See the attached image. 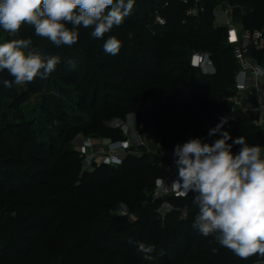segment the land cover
I'll list each match as a JSON object with an SVG mask.
<instances>
[{"label": "trees", "instance_id": "1", "mask_svg": "<svg viewBox=\"0 0 264 264\" xmlns=\"http://www.w3.org/2000/svg\"><path fill=\"white\" fill-rule=\"evenodd\" d=\"M234 4H247L251 11L241 18L247 30L264 31V0H231ZM142 15L134 19L131 13L123 24L116 27L127 35L146 33L160 42L151 44V52L157 63L154 72H146L138 84L128 81V89L116 90L112 99H107L110 109L119 110L123 115L135 113L138 125L143 131L168 151L193 138L212 143L219 134L209 136L210 129L222 119L227 120L223 130L232 138L243 136L246 142L259 141L264 145V131L256 127L252 117L239 110H233L228 98L234 93L238 64L233 47L228 43V29L215 23L214 0H165L151 5L139 2ZM197 9L196 15L188 14ZM156 12L165 24L156 21ZM71 27V25H69ZM22 29H27V25ZM34 49L44 57L50 55L46 46L52 43L28 31ZM0 32V38H2ZM78 45H100V39L91 32H79ZM194 52H209L217 72L213 75L202 73L185 59L184 49ZM105 52V51H104ZM252 57L264 65V43L260 48L251 49ZM116 63L126 64L124 51L111 55ZM63 58V59H62ZM60 59L56 70L46 79L39 76L29 83V91L19 92L16 85L8 88L4 80L13 81L7 71L0 72V94L8 95L10 111L19 114L20 106L29 94H40L44 98L42 108H57L61 120L65 114L56 95L51 93L52 85L58 80L62 86L74 87L83 95L82 108L88 113H99L101 105L93 98L92 83L78 70L76 59L67 53ZM93 61L98 62L97 58ZM111 76L112 70L107 71ZM62 87H59L61 89ZM50 91V92H49ZM186 96V97H185ZM82 130L70 129L64 140L68 143ZM17 134L14 137L13 134ZM112 140L124 139L116 130L92 129ZM228 143H232L229 140ZM239 145L232 151L238 152ZM152 161L148 153L129 154L123 159L116 172L128 176L134 194L131 206L142 210L145 202L152 197L136 189V184L147 177L155 168L164 174L165 169ZM81 159L76 151L61 146L54 137L44 138L29 123L21 121L13 129L0 113V205L8 206L13 216L4 225L2 232L7 238L0 246V264H257L264 260L259 256L242 260L231 250L219 245L214 237H204L193 224L198 207L193 204L194 192L186 197H169L175 209L165 220L149 211L146 219L138 218L131 222L126 216L110 218L105 225L96 221L87 223L73 221L66 208L72 205L89 211H98L106 200H114L117 188L111 185L113 170L106 166L96 167L95 171L83 179ZM70 183L69 187L62 183ZM78 185L72 186L73 183ZM72 186V189H69ZM162 200H155V209ZM187 217H182V211ZM151 225L149 244L154 245V259L146 260L137 249L127 247L129 240L138 244L146 225ZM129 239H117L121 234ZM56 243L53 249L50 243ZM217 251L213 253L212 249ZM163 250V255H161Z\"/></svg>", "mask_w": 264, "mask_h": 264}, {"label": "clouds", "instance_id": "2", "mask_svg": "<svg viewBox=\"0 0 264 264\" xmlns=\"http://www.w3.org/2000/svg\"><path fill=\"white\" fill-rule=\"evenodd\" d=\"M134 5L135 0H0V29L16 36L28 25L36 36L48 39L57 48L71 47L79 39V28H91L92 37L103 39L123 24ZM30 45L27 39L0 43V72L7 71L13 77V81H3L5 87L31 83L38 76L46 79L56 70L60 57H44L30 50ZM121 47L116 36H109L103 44L110 55H117ZM205 71L214 73L215 69ZM256 74L264 76V68L257 67ZM242 78L243 74L237 80ZM128 119L136 124L135 113ZM226 122L222 119L210 129L209 136H220L212 143L193 138L175 146L178 176L172 183L181 196L196 194L193 204L198 214L193 227L202 236L214 237L242 260L264 258V149L249 145L243 136L233 139L223 130ZM233 145L240 146L238 152L232 151ZM154 249V245L143 242L137 245L146 260L154 259ZM257 264H264V260Z\"/></svg>", "mask_w": 264, "mask_h": 264}, {"label": "rangeland", "instance_id": "3", "mask_svg": "<svg viewBox=\"0 0 264 264\" xmlns=\"http://www.w3.org/2000/svg\"><path fill=\"white\" fill-rule=\"evenodd\" d=\"M153 0H135L134 9L132 11L135 14L134 18L140 19L142 12L139 2H143L144 5H151ZM157 4H161L165 0H156ZM215 1V23L217 26H228V21L231 25L236 26L238 29L242 28L241 18L244 14L251 11V7L247 4H234L231 0H214ZM156 15H161L156 12ZM31 29L27 25V29L20 30L16 36H11L3 29H0L3 35L0 38V43L7 42L12 39H27L31 40L28 31ZM85 30L92 32L91 28H79L78 32ZM109 36H116L121 42V51L126 54V60L128 62L116 63L110 54L101 50L100 45H78L77 43L68 46H61L57 48L54 44L46 46V51L50 55H57L60 59L69 53L76 59V66L78 70L83 72L89 82L92 83L93 98L99 101L101 105V111L99 113H88L82 108L83 94L80 93L74 87L62 86L58 80H55L50 90L53 95L57 96L59 100L58 105L62 106L65 119L61 120L57 108L44 109V98L40 94L31 93L29 98L23 102L20 106L19 114L10 111L11 97L8 95L0 94V113L2 114L5 122L8 123L12 129L18 125L21 121L29 123V127L35 129L38 133L44 135V138L54 137L58 140L61 146L69 151H76L81 159V177L85 179L89 173L95 171L96 167L106 166L109 170H113L111 174V185L117 188V191L112 202L106 197V200L99 206L98 211H87L81 208L69 205L66 210L73 221L87 223L89 220H94L99 226L105 225L107 221L117 215L126 216L131 222L136 221L138 218L146 219L149 211H155L156 217L165 220L166 216L164 212L161 214L158 209L154 207V193L157 188V181L163 175L160 174V170L155 168L147 177L142 178L136 184V189L145 193L147 197H152L151 202H145L142 210L134 209L131 206L134 194L131 188V180L128 176L119 174L116 172L117 168L121 164L111 163L106 158L94 156L91 161L89 158L94 155L99 147L107 146L112 139L105 137L97 133H88V130L92 129H105L116 130L122 133V136L129 141L132 152L135 155H143L148 153L152 158V161L157 162L161 167H169L174 160L171 157L161 158L159 155L161 146L157 144L153 139L143 131L142 127L138 125V118L136 117V124L132 123L128 119V115H123L119 110H111L107 99H112L118 89H128V81L137 82L139 85L145 83L141 80L146 72H154L156 69L155 55L151 52L153 45H159L160 42L152 39L146 33H135L127 35L119 31L116 27L107 34L103 39H100L101 44ZM154 42L152 45L151 43ZM36 41L31 40L30 50L35 51ZM185 59L190 63L193 50L190 48L184 49ZM93 58H97L98 62L93 61ZM63 59V58H62ZM112 70L114 75L111 76L107 71ZM59 87H62L59 89ZM19 92L29 91V83L24 85H16ZM49 91V92H50ZM186 97V96H185ZM233 111V110H232ZM253 122V120H252ZM81 127L82 130L68 143H64V140L70 133V129ZM17 137V134H13ZM93 142V150H83L85 141ZM249 145H259L264 149V145L259 142L250 140L247 142ZM90 155V156H88ZM127 156V155H126ZM125 156V157H126ZM63 186L69 187L70 183H62ZM79 182L73 183L72 186L78 185ZM72 186L69 189H72ZM8 206L0 205V246L7 238V233L2 232L4 225L8 219L13 216ZM165 216V217H164ZM182 217H187V212L182 211ZM151 225H146L140 242L149 244ZM117 239H129V235L124 233L117 237ZM137 245L134 240H129L127 247L130 249H137ZM49 246L53 249L57 248L56 243H50Z\"/></svg>", "mask_w": 264, "mask_h": 264}, {"label": "built area", "instance_id": "4", "mask_svg": "<svg viewBox=\"0 0 264 264\" xmlns=\"http://www.w3.org/2000/svg\"><path fill=\"white\" fill-rule=\"evenodd\" d=\"M197 12V9H191L188 11V14L196 15ZM156 21L160 24H165V20L161 15L156 17ZM227 29L228 43L233 47V53L238 64L234 93L228 98V102L231 104L232 110H239L243 114L252 117L254 125L264 131V76L256 74V68H264V65L256 61L251 55L252 48L263 46L264 31L247 30L243 25L241 29H238L236 26L231 25L229 21ZM191 65L207 75H213L217 72L209 52H194L191 58ZM205 68H214L215 71L214 73L210 71L206 72ZM241 74H243L242 81H238L237 77ZM157 144L161 146L159 153L161 158L168 156L175 161L174 151L170 152L161 143ZM114 145L116 147H113ZM91 149L93 150V142L90 140L85 141L83 150L88 151ZM129 154L134 153L129 141L124 138L111 140L107 146L99 147L89 159L92 161L94 156H98L110 160L111 163L122 164L125 156ZM164 169V174L157 181L154 199L162 200L158 211L161 214L164 212L165 216H167L175 209L174 205L167 199L169 197L178 198L185 196H181L180 191L172 183L178 176V169L175 163L172 162L169 167H164ZM191 193L193 192H189V194Z\"/></svg>", "mask_w": 264, "mask_h": 264}]
</instances>
